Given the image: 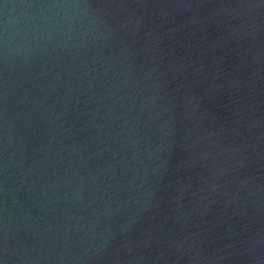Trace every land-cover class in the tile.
Returning a JSON list of instances; mask_svg holds the SVG:
<instances>
[{
	"label": "water",
	"instance_id": "obj_1",
	"mask_svg": "<svg viewBox=\"0 0 264 264\" xmlns=\"http://www.w3.org/2000/svg\"><path fill=\"white\" fill-rule=\"evenodd\" d=\"M0 264H264V0H0Z\"/></svg>",
	"mask_w": 264,
	"mask_h": 264
}]
</instances>
